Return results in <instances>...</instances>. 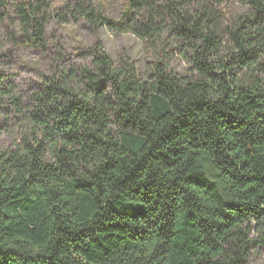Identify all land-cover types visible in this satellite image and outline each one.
<instances>
[{"label": "trees", "instance_id": "trees-1", "mask_svg": "<svg viewBox=\"0 0 264 264\" xmlns=\"http://www.w3.org/2000/svg\"><path fill=\"white\" fill-rule=\"evenodd\" d=\"M65 10L159 57L143 80L96 43L91 67L52 68L27 107L2 90L22 128L0 150V264H247L264 254V0H127L117 20L91 0ZM50 11V0L14 6L41 50ZM174 45L189 76L170 67Z\"/></svg>", "mask_w": 264, "mask_h": 264}, {"label": "rangeland", "instance_id": "rangeland-1", "mask_svg": "<svg viewBox=\"0 0 264 264\" xmlns=\"http://www.w3.org/2000/svg\"><path fill=\"white\" fill-rule=\"evenodd\" d=\"M11 0L0 9V150H10L21 136L22 115L11 99L2 95L9 88L19 98V106L27 107L32 91L56 66L91 67V50L101 43L104 52L117 67L133 66L139 78L146 80L154 69L156 51L131 33L117 32L103 26H92L65 10L74 0H50L51 11L46 22V49L34 47L24 36ZM104 16L117 20L127 0H91ZM240 11L237 5H232ZM169 47L170 67L182 76H189L187 62L179 57L180 48ZM162 49H158L161 52ZM107 89L110 87L107 84ZM247 264H264V254L253 250Z\"/></svg>", "mask_w": 264, "mask_h": 264}]
</instances>
